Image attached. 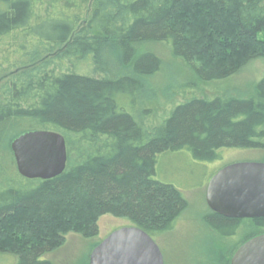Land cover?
<instances>
[{
  "label": "trees",
  "instance_id": "obj_1",
  "mask_svg": "<svg viewBox=\"0 0 264 264\" xmlns=\"http://www.w3.org/2000/svg\"><path fill=\"white\" fill-rule=\"evenodd\" d=\"M88 3L0 0V250H13L16 264H49L44 255L67 232L97 235L102 215L151 237L171 229L187 201L155 178L166 152L211 162L225 148L264 150V73L250 96L182 100L148 128L144 79L163 63L140 49L163 43L200 79H223L240 61L264 58V0H94L87 12ZM111 42L126 72L110 68L104 49ZM85 54L89 71L77 66ZM32 130L63 135L59 175L19 174L11 142ZM204 221L220 238L240 228L243 242L264 233V217L210 210Z\"/></svg>",
  "mask_w": 264,
  "mask_h": 264
},
{
  "label": "rangeland",
  "instance_id": "obj_2",
  "mask_svg": "<svg viewBox=\"0 0 264 264\" xmlns=\"http://www.w3.org/2000/svg\"><path fill=\"white\" fill-rule=\"evenodd\" d=\"M93 2L94 0H89L87 12ZM140 49L152 50L163 63L162 72L144 79L146 88L141 94V100L144 107L151 108L147 118H144L148 128L157 125L170 107L182 100L215 95L250 96L254 94V84L264 73V58L252 57L240 61L232 75L206 81L194 75L163 43L142 44ZM104 55L110 60V68L114 73L127 71L118 63L113 42L105 47ZM78 61L77 66L89 71L91 55L85 54ZM219 155V160L211 162L197 161L185 150L166 152L160 156L155 178L176 186L187 201V207L172 228L153 237L163 254L164 264H230L232 255L247 238V232L242 228L234 236L220 238L216 230L204 221L205 215L210 211L206 203V187L211 176L227 164L264 162V150L225 148L220 150ZM127 225L129 222L126 219L102 215L98 220L97 235L85 238L69 231L65 234L63 243L46 253L44 258L49 264H89L92 249L110 232ZM16 262L14 251L5 249L4 246L0 250V264Z\"/></svg>",
  "mask_w": 264,
  "mask_h": 264
},
{
  "label": "water",
  "instance_id": "obj_3",
  "mask_svg": "<svg viewBox=\"0 0 264 264\" xmlns=\"http://www.w3.org/2000/svg\"><path fill=\"white\" fill-rule=\"evenodd\" d=\"M17 170L29 179H49L66 167L62 134L32 130L11 142ZM210 210L233 218L264 217V162H235L220 168L206 187ZM89 264H164L163 254L146 231L127 225L116 228L91 251ZM230 264H264V233L243 242Z\"/></svg>",
  "mask_w": 264,
  "mask_h": 264
}]
</instances>
